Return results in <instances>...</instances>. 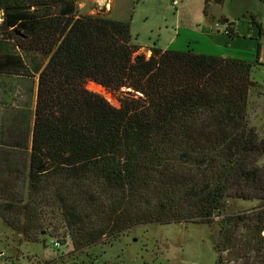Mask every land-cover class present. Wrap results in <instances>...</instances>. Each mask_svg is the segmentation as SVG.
<instances>
[{
	"label": "trees",
	"instance_id": "trees-1",
	"mask_svg": "<svg viewBox=\"0 0 264 264\" xmlns=\"http://www.w3.org/2000/svg\"><path fill=\"white\" fill-rule=\"evenodd\" d=\"M20 6L30 8L9 15L19 34H3L46 59L28 63L0 48V74L36 76L33 109L13 113L7 132L16 136L2 127L0 138V218L20 241L44 244L62 229L59 246L76 251L139 224H208L228 198H239L258 207L220 220L215 264L256 251L264 238V136L249 124L247 105L261 43L255 60L156 45L147 55L130 21L104 8L89 14L77 11V0H0V8ZM221 23L237 36L233 21Z\"/></svg>",
	"mask_w": 264,
	"mask_h": 264
},
{
	"label": "rangeland",
	"instance_id": "rangeland-1",
	"mask_svg": "<svg viewBox=\"0 0 264 264\" xmlns=\"http://www.w3.org/2000/svg\"><path fill=\"white\" fill-rule=\"evenodd\" d=\"M104 1L77 0V11L93 14L104 8L107 12L111 4L109 0ZM203 7L204 0H178L176 8L171 6L170 0H112L110 16L130 21L133 42L140 45V51H145L147 55L150 53L147 49L149 46L167 48L173 42L176 43V38L177 43L173 47L179 48L184 32L187 34L196 26L212 20L219 24L223 18L233 22L247 20L254 25L252 19L255 18L264 28V0H220L218 3L209 0L207 16L203 14ZM260 38L263 57L261 64L254 66L251 73L256 84L249 92L247 113L249 124L256 128L259 135L264 136V34H260ZM16 43L14 37L0 30V48L2 46L21 53L28 63L31 57L45 62V57L23 52L15 46ZM91 83L97 84L88 81L86 87L97 91L90 88ZM103 89L106 91L99 93L112 104L119 105L117 96ZM35 90L36 76L0 74V138L3 137L1 128L6 127L7 132V128L11 127L9 119H14L13 113L33 109ZM10 130L7 134L16 136L14 129ZM10 136L4 134L5 138ZM16 157L23 160L26 154L19 152ZM257 205V200L228 198L223 211L215 215L211 223L139 224L112 242L76 251H72L68 245L52 244L53 240L60 239L64 232L62 229L59 235L47 237L44 244L24 242L0 218V264H215L217 252L214 245L219 237L220 220L225 216L255 212ZM238 233H244L242 227L237 229ZM263 239L248 258L236 262L226 261L224 264H264Z\"/></svg>",
	"mask_w": 264,
	"mask_h": 264
},
{
	"label": "crops",
	"instance_id": "crops-1",
	"mask_svg": "<svg viewBox=\"0 0 264 264\" xmlns=\"http://www.w3.org/2000/svg\"><path fill=\"white\" fill-rule=\"evenodd\" d=\"M104 1V0H103ZM111 8L107 11L110 14L112 9V0H109ZM105 1L103 2V4ZM207 18V17H206ZM229 21V19H227ZM226 20V21H227ZM223 19V22H226ZM237 36L233 39L224 31V25L217 21H208L207 23L196 26L193 30L183 33V38L180 42V47H173L176 43L173 42L167 48L187 50L191 49L197 53L220 55L231 58L255 60L258 50V44L261 42L260 32L258 27L251 24L249 21L234 22ZM262 47L260 48L259 61L262 59Z\"/></svg>",
	"mask_w": 264,
	"mask_h": 264
},
{
	"label": "water",
	"instance_id": "water-1",
	"mask_svg": "<svg viewBox=\"0 0 264 264\" xmlns=\"http://www.w3.org/2000/svg\"><path fill=\"white\" fill-rule=\"evenodd\" d=\"M214 2H220V0H213ZM29 6H20V7H5V8H0V21L2 22L1 26H0V30L1 31H6L8 29H14V31L19 34V31L14 28L11 27L9 25V15L12 13H16L18 11L21 10H25V9H29ZM227 19H224V21H226ZM102 86V85H101Z\"/></svg>",
	"mask_w": 264,
	"mask_h": 264
},
{
	"label": "bare ground",
	"instance_id": "bare-ground-1",
	"mask_svg": "<svg viewBox=\"0 0 264 264\" xmlns=\"http://www.w3.org/2000/svg\"><path fill=\"white\" fill-rule=\"evenodd\" d=\"M89 86H90V88H92L94 90H97L98 92H102V91L105 90V89H103V87L101 85H97V84H94V83H91Z\"/></svg>",
	"mask_w": 264,
	"mask_h": 264
},
{
	"label": "built area",
	"instance_id": "built-area-1",
	"mask_svg": "<svg viewBox=\"0 0 264 264\" xmlns=\"http://www.w3.org/2000/svg\"><path fill=\"white\" fill-rule=\"evenodd\" d=\"M170 1H171V6L174 7V8H176V6L178 5V0H170ZM52 244L54 246H58L59 245V243H58L57 240H53L52 241Z\"/></svg>",
	"mask_w": 264,
	"mask_h": 264
}]
</instances>
